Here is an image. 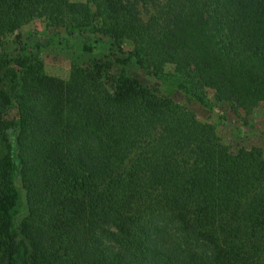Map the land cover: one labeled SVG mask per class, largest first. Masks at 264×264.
Wrapping results in <instances>:
<instances>
[{
  "label": "trees",
  "instance_id": "trees-1",
  "mask_svg": "<svg viewBox=\"0 0 264 264\" xmlns=\"http://www.w3.org/2000/svg\"><path fill=\"white\" fill-rule=\"evenodd\" d=\"M36 19L112 53L64 79L38 51H0V101L18 116L0 155V264H264L262 149L233 150L126 67L172 65L169 83L208 106L201 65L234 109L250 104L264 0H0V36Z\"/></svg>",
  "mask_w": 264,
  "mask_h": 264
},
{
  "label": "rangeland",
  "instance_id": "rangeland-1",
  "mask_svg": "<svg viewBox=\"0 0 264 264\" xmlns=\"http://www.w3.org/2000/svg\"><path fill=\"white\" fill-rule=\"evenodd\" d=\"M89 43V36L63 23L36 19L18 31L0 36V51H8L17 56L38 51L48 74L68 79L74 64L88 63L112 53L106 39L94 52L85 51L84 46ZM125 44L126 50L132 48L129 40ZM126 57L123 56L124 59ZM126 67L157 96H172L182 109L195 112L201 121L213 123L222 141L233 150L259 147L264 153V96L254 97L250 104L240 96L234 102V109L227 97L220 95L211 84L206 70L197 65L195 68L204 81L208 102V106H203L193 98L177 92L174 85L169 83L174 75L172 65H168L158 76L147 75L134 60H129ZM17 117L11 100L0 101V155L5 152V142H12L15 137Z\"/></svg>",
  "mask_w": 264,
  "mask_h": 264
}]
</instances>
